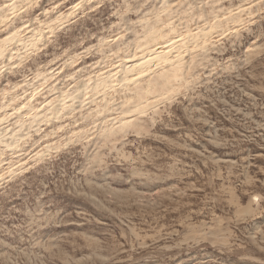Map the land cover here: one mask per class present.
I'll return each instance as SVG.
<instances>
[{"label":"rangeland","instance_id":"1","mask_svg":"<svg viewBox=\"0 0 264 264\" xmlns=\"http://www.w3.org/2000/svg\"><path fill=\"white\" fill-rule=\"evenodd\" d=\"M0 264H264V0H0Z\"/></svg>","mask_w":264,"mask_h":264}]
</instances>
